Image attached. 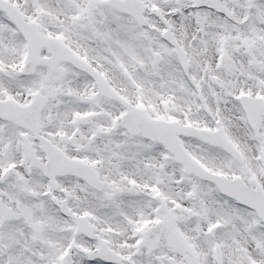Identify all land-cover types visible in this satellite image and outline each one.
Masks as SVG:
<instances>
[{
  "label": "snow or ice",
  "instance_id": "6c2138e0",
  "mask_svg": "<svg viewBox=\"0 0 264 264\" xmlns=\"http://www.w3.org/2000/svg\"><path fill=\"white\" fill-rule=\"evenodd\" d=\"M0 264H264V0H0Z\"/></svg>",
  "mask_w": 264,
  "mask_h": 264
}]
</instances>
